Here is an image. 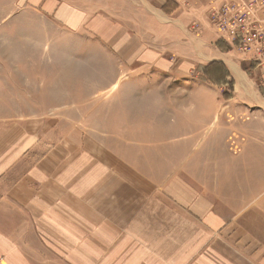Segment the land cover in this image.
Instances as JSON below:
<instances>
[{
  "label": "crops",
  "instance_id": "crops-1",
  "mask_svg": "<svg viewBox=\"0 0 264 264\" xmlns=\"http://www.w3.org/2000/svg\"><path fill=\"white\" fill-rule=\"evenodd\" d=\"M27 3L109 47L116 78L145 67L186 78L192 94L221 93L224 117L212 97L200 120L135 121L133 104H117L124 136L83 119L40 144L0 136V264H264V68L231 62L209 0ZM121 81L113 86L125 92ZM144 100L143 113L165 111ZM220 120L223 149L212 144Z\"/></svg>",
  "mask_w": 264,
  "mask_h": 264
},
{
  "label": "rangeland",
  "instance_id": "rangeland-1",
  "mask_svg": "<svg viewBox=\"0 0 264 264\" xmlns=\"http://www.w3.org/2000/svg\"><path fill=\"white\" fill-rule=\"evenodd\" d=\"M232 1L237 0H209V4L215 10ZM199 29L198 33L203 30ZM108 48L94 37L68 31L35 12L27 0H0V136L12 134L13 138L14 133L16 137L21 134L23 140L26 135L38 136L40 144L47 134L81 127L82 119L87 129L124 136L126 111L114 110L117 104H133L135 110L127 112L133 113L135 121L159 114L167 121L180 116L200 120L206 116L205 101L212 97L215 117L220 115L221 93L219 96L206 90L192 94L194 84L186 78L156 76L148 67L139 69L138 77L130 74V78H116L123 68L115 64ZM253 59L257 60L256 56L238 52L232 55L231 62L236 61L244 71V61ZM118 80H122L123 89L127 87L125 92L115 91ZM227 86L231 92L233 84ZM158 87H164V93L159 89L154 93ZM144 99L150 104L159 100L165 111L153 106L143 113ZM223 117L221 114L220 118ZM220 124L221 120L218 127H211L215 135L212 144L217 149L224 147ZM167 150L172 152V148Z\"/></svg>",
  "mask_w": 264,
  "mask_h": 264
},
{
  "label": "built area",
  "instance_id": "built-area-1",
  "mask_svg": "<svg viewBox=\"0 0 264 264\" xmlns=\"http://www.w3.org/2000/svg\"><path fill=\"white\" fill-rule=\"evenodd\" d=\"M208 20L233 52L256 56L264 68V0H237L209 7Z\"/></svg>",
  "mask_w": 264,
  "mask_h": 264
},
{
  "label": "bare ground",
  "instance_id": "bare-ground-1",
  "mask_svg": "<svg viewBox=\"0 0 264 264\" xmlns=\"http://www.w3.org/2000/svg\"><path fill=\"white\" fill-rule=\"evenodd\" d=\"M242 79V78H241ZM249 82V81H248ZM242 84V83H241ZM250 85V84H249Z\"/></svg>",
  "mask_w": 264,
  "mask_h": 264
}]
</instances>
